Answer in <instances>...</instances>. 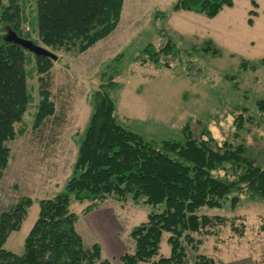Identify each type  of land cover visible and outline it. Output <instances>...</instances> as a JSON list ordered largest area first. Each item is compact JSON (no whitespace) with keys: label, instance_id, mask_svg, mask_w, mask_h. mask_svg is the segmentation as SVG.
Here are the masks:
<instances>
[{"label":"trees","instance_id":"trees-1","mask_svg":"<svg viewBox=\"0 0 264 264\" xmlns=\"http://www.w3.org/2000/svg\"><path fill=\"white\" fill-rule=\"evenodd\" d=\"M123 2L37 0L36 19L31 24L36 26L43 48L84 53L118 27ZM233 6V0H177L169 12L157 11L154 19L164 23L171 13L181 11L212 19L224 8ZM253 6H257L254 1ZM249 15L257 13L251 10ZM21 20L19 0H0V180L10 164L8 143L17 137L16 125L31 103L27 50L5 40L8 28L24 39ZM252 22L249 19V24ZM157 34L164 38L165 44L159 50L147 44L134 62L170 69L168 58H179L180 48L161 26ZM192 52L220 55L210 40ZM34 56L40 94L45 101L50 92L44 76L49 75L55 60ZM126 57L124 52L119 53L106 62L100 73V84L90 95L93 111L87 127L78 136L71 177L63 191L39 201V216L25 240L23 255L7 251L4 244L13 232L20 230L33 199L23 197L0 214V264H112L103 259L100 244L85 246L76 231L79 216L70 212L73 201L89 203L82 211L87 215L110 200L121 207L130 200L137 206H165L162 212L149 214L146 222L131 230L134 250L119 257L121 264H216L213 258L200 253L203 240L195 235L210 236L213 228L226 225L229 220L201 211L220 210L226 202L235 208L242 196L252 201L264 199V165L245 142L225 140L220 144L209 130L197 136L192 130V120L183 126L179 139L162 140L119 121L112 93L123 86L117 78L125 72ZM260 65L264 66V60ZM242 69L256 71L258 66L243 61ZM226 78L235 81L234 87L238 89L236 77ZM255 105L264 116V98L256 99ZM234 113H239L234 120L236 140L256 121L246 107L237 106ZM42 116L38 112L37 124ZM231 225L243 236L242 230L234 223ZM261 231L264 232V223ZM165 235L170 246L168 257L161 255Z\"/></svg>","mask_w":264,"mask_h":264},{"label":"rangeland","instance_id":"rangeland-1","mask_svg":"<svg viewBox=\"0 0 264 264\" xmlns=\"http://www.w3.org/2000/svg\"><path fill=\"white\" fill-rule=\"evenodd\" d=\"M176 1L124 0L118 27L86 52L48 49L58 56V61L44 76L50 92L45 101L40 94L35 56L26 52L31 103L16 125L17 137L8 143L11 159L0 180V214L23 197H30L34 203L20 230L8 237L4 249L23 255L25 240L39 216V201L63 191L77 157L78 136L87 127L93 111L90 95L100 84L106 62L121 52L127 56L125 72L117 78L123 86L112 93L120 122L162 140L179 139L183 126L192 120L197 136L209 130L220 144L225 140L245 142L264 165V116L255 105L256 99L264 98V66L260 65L264 60V0H233L232 8H224L212 19L186 11L171 13L164 23L154 19L157 11L169 12ZM253 1L257 6H253ZM36 3L37 0H19L21 29L24 39L42 47L37 28L31 24L36 19ZM251 10L257 16H250ZM160 26L180 48V57L168 58L170 69L134 62L147 44H153L156 50L165 44L157 34ZM209 40L220 50L219 56L192 52ZM243 61L257 65L258 69L244 71ZM226 76L236 77L238 89L234 87L235 81ZM237 106L248 108L256 123L235 140ZM38 112L43 116L37 124ZM240 198L235 208L226 202L220 210L201 211L229 220L226 225L213 228L210 236L195 235L203 240L200 253L213 258L216 264H264V199ZM88 205L76 201L70 205V212L79 216L76 231L86 247L100 244L103 259L112 264H121L119 257L133 252L131 230L146 222L149 214L165 208L164 204L137 206L131 200L121 207L110 200L85 216L82 211ZM232 223L243 231V236L233 230ZM112 230L115 241L110 238ZM167 239L165 235L161 244L164 257L170 255Z\"/></svg>","mask_w":264,"mask_h":264},{"label":"water","instance_id":"water-1","mask_svg":"<svg viewBox=\"0 0 264 264\" xmlns=\"http://www.w3.org/2000/svg\"><path fill=\"white\" fill-rule=\"evenodd\" d=\"M7 32L8 33L5 37V40L7 42H12V43L18 44V45L22 46L25 50H27L30 53H33L36 56L51 58L55 61L58 60V56L53 54L50 50L34 44L33 41L18 37V35L13 30H11L9 28L7 29Z\"/></svg>","mask_w":264,"mask_h":264},{"label":"crops","instance_id":"crops-1","mask_svg":"<svg viewBox=\"0 0 264 264\" xmlns=\"http://www.w3.org/2000/svg\"><path fill=\"white\" fill-rule=\"evenodd\" d=\"M99 209V208H98ZM98 209H96V210H94V211H97ZM93 211V212H94ZM93 212H91V213H89V214H87V215H85V216H89V215H91ZM112 233H113V230H112ZM111 233V235H110V238L113 240V241H115V235H114V233L112 234Z\"/></svg>","mask_w":264,"mask_h":264}]
</instances>
